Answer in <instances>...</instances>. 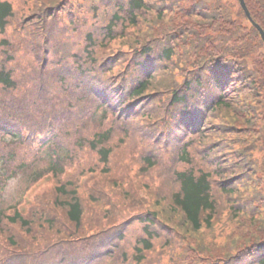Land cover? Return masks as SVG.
Here are the masks:
<instances>
[{"label": "trees", "instance_id": "trees-1", "mask_svg": "<svg viewBox=\"0 0 264 264\" xmlns=\"http://www.w3.org/2000/svg\"><path fill=\"white\" fill-rule=\"evenodd\" d=\"M245 2L264 30V0ZM15 9L0 0V264H264V40L240 2ZM140 128L150 134L137 138ZM142 140L150 180L107 176L127 164L121 146ZM27 143L37 144L30 160L19 154ZM77 150L88 157L65 176ZM171 153L169 178L160 164ZM48 172L54 187L28 211L22 197L6 202L12 178L32 185Z\"/></svg>", "mask_w": 264, "mask_h": 264}, {"label": "rangeland", "instance_id": "rangeland-1", "mask_svg": "<svg viewBox=\"0 0 264 264\" xmlns=\"http://www.w3.org/2000/svg\"><path fill=\"white\" fill-rule=\"evenodd\" d=\"M14 4H15V10H17L18 13H22V9H17L21 2L23 0H11ZM40 64V63H39ZM41 65V64H40ZM50 76H52V74L56 71V67L55 68H50L49 70ZM47 73V71H46ZM42 84V83H41ZM60 90L58 89H54V94H60ZM92 128V126H91ZM165 133V136H169L170 134L168 132H163V134ZM121 133H115L116 136H119ZM137 138L140 137V135L143 136V138L147 135L150 134V131L144 129V128H140L137 129V131L135 132ZM152 134H156V133H152ZM77 136V131H66L63 134V139L64 141L69 144L71 147H76L75 144V139ZM182 137V134L179 133L178 135H174V137L172 138V142H169V138H166L168 144L166 145V143H164L163 141L157 142L155 147H156V152L158 153V159L162 160L163 158H165L166 156H168L170 154V151L168 149H171L169 143L172 146V151L173 148H175L177 146V144L180 145V138ZM193 138V137H191ZM150 144V142H148V140H142L139 141L138 143L136 142H128L123 144L121 147L122 149H126V165L122 164L117 166L118 170H114L112 169L111 174L107 176H136L135 173H142L144 176H147V178L150 180L151 175L153 174V171L146 173L144 172L140 167L142 166V159L140 156V152L146 153L147 152V147ZM36 143H33L30 145V143H27V145H24L23 147L20 148L19 150V154L21 156H25L28 160H30L33 157V151H34V146H36ZM136 146V147H134ZM88 154H86V152L82 151V150H77L75 152L74 158L68 159V163L70 161H72V164H68L67 165V173H65V176H71L72 178H74V176H78L76 175L77 172V168L76 167H72V165H81L80 164V160L82 157H85V159L88 157L86 156ZM117 157V156H116ZM199 158V157H198ZM174 159L176 160V156L173 158V155L171 153L169 159L167 162H163L160 165V171L162 173L163 176H167V177H173V163H174ZM118 160V157H117ZM117 160H114V162H117ZM48 164V161H41L39 163L40 166H46ZM175 164V163H174ZM125 170V171H124ZM104 173V172H103ZM157 173H154V176ZM45 175H47V177L45 179H43L42 181H40L38 184L36 185H32L30 186V184L28 185L27 180H25L22 176H24L23 174L17 176L16 178L11 179V181H9V184L5 190V195H6V201L7 203H13V202H17L23 194H26V196L28 197V199L26 200V202H22L20 209H22V207L25 208V211H28L29 208L31 207V205L34 202V198L37 194H42L45 191L49 192L51 188L54 187V184L56 183V178L53 177L52 173H46ZM86 176H91V174H85ZM106 176V175H104ZM30 186V191L29 187ZM22 211H24L22 209ZM127 231L129 232L128 235V240L126 244H129L132 240H134L136 238V235L139 232V228H138V223L133 222L130 226L127 227ZM114 235V234H113Z\"/></svg>", "mask_w": 264, "mask_h": 264}, {"label": "water", "instance_id": "water-1", "mask_svg": "<svg viewBox=\"0 0 264 264\" xmlns=\"http://www.w3.org/2000/svg\"><path fill=\"white\" fill-rule=\"evenodd\" d=\"M239 1H240V3H241L242 7L244 8V10H245L247 16L251 19L250 12H249V10H248L246 4H245V1H244V0H239ZM256 26H257V28L260 30V32H261V34H262V37H263V39H264V31H263V30L261 29V27H259L258 25H256Z\"/></svg>", "mask_w": 264, "mask_h": 264}]
</instances>
